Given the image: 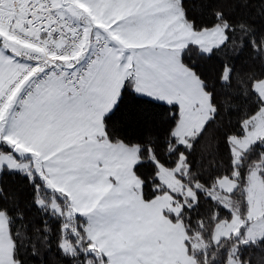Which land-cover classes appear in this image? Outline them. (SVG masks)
<instances>
[{"label": "snow or ice", "instance_id": "snow-or-ice-1", "mask_svg": "<svg viewBox=\"0 0 264 264\" xmlns=\"http://www.w3.org/2000/svg\"><path fill=\"white\" fill-rule=\"evenodd\" d=\"M251 7L198 19L186 0H0V175L28 189L0 188V264H264ZM218 53L211 76L189 63ZM126 94L167 120L127 135Z\"/></svg>", "mask_w": 264, "mask_h": 264}, {"label": "trees", "instance_id": "trees-1", "mask_svg": "<svg viewBox=\"0 0 264 264\" xmlns=\"http://www.w3.org/2000/svg\"><path fill=\"white\" fill-rule=\"evenodd\" d=\"M187 7L190 10V14L201 18L207 17L206 7L211 4L223 3V0H186ZM202 5H204L202 7ZM231 11V9H230ZM249 19L255 21V27H264V16L260 14V3L259 0H252V7L250 10ZM249 14V10H245V15ZM223 55L218 53L213 59H199L193 58L189 63L196 65L197 70L201 73L211 76L212 70L217 64L219 59H222ZM123 111L117 113L114 118V124L117 127H125L128 125L127 135L135 137L139 136L141 133L147 136L150 132H154L161 127V122L166 121L169 112H165L164 109L158 107H152L149 104L141 102L139 99H134L132 96L125 95L124 103L122 104ZM167 108V106H164ZM146 118V119H145ZM236 116L233 115L231 119L236 120ZM154 122V123H153ZM210 129V133H211ZM201 146L198 145V149ZM219 152L221 155L224 154V148L222 143L220 144ZM0 188L4 189L7 193L16 194L19 196H27L28 189L26 183L22 180L20 176L15 175H0ZM261 253L257 250L254 253V258L259 259ZM47 260L55 264L56 257L54 253H49ZM29 264H43V257H37L35 260H30Z\"/></svg>", "mask_w": 264, "mask_h": 264}]
</instances>
